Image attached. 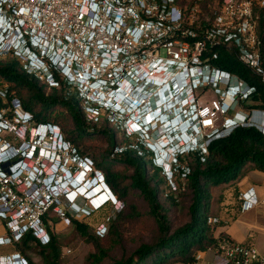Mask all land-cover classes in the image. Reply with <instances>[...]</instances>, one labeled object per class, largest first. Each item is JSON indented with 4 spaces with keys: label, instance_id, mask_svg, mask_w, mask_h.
<instances>
[{
    "label": "built area",
    "instance_id": "2783aa9c",
    "mask_svg": "<svg viewBox=\"0 0 264 264\" xmlns=\"http://www.w3.org/2000/svg\"><path fill=\"white\" fill-rule=\"evenodd\" d=\"M262 13L264 0H221L205 24L190 14L184 0H0V28L17 36L11 44L0 35V56H12L49 88H66L88 123H105L113 133L136 139L132 148L151 155L155 167L162 161L152 152L178 141L172 168L162 171L173 184L181 171L186 179L185 156L198 154L204 161L213 141L241 127H255L264 135V110L243 106L256 87L218 64L223 51L264 86ZM4 110L0 220L6 234L0 247L29 232L47 244L42 216L54 205L59 213L60 198L46 195L40 178L21 172L23 158L7 156L20 152L27 131L19 128L16 109L15 120L5 118ZM2 132H15L20 143L5 140ZM69 151L77 164L74 149ZM239 201L241 212L259 205L253 188ZM208 252L214 260L206 264H264V250L251 243L223 239ZM201 256L197 264H205ZM0 264L28 262L11 253L0 254Z\"/></svg>",
    "mask_w": 264,
    "mask_h": 264
},
{
    "label": "trees",
    "instance_id": "16d2710c",
    "mask_svg": "<svg viewBox=\"0 0 264 264\" xmlns=\"http://www.w3.org/2000/svg\"><path fill=\"white\" fill-rule=\"evenodd\" d=\"M261 26L264 27V13L261 17ZM220 54L218 64L222 69L237 74L256 87V92L243 106L264 110V86L234 57L223 51ZM2 85H5V91L1 94L10 104L14 100H19L25 111L33 113L34 120L38 124H53L58 127L60 125L69 142L73 144L72 148L77 157L91 159L95 168L105 173L106 183L118 196L116 198L126 205V210L110 219L108 234L118 232L121 226L143 217V214L138 212V203L129 198V193L122 185L124 175L115 174L110 162L104 156L101 157L99 153L92 152L84 142L85 136L95 134L101 136L106 129L110 130L109 126L105 123H88L74 94L69 93L64 87L49 88L37 78L29 76L12 56L0 59V86ZM1 94L0 109H6L8 106L3 103ZM12 117L11 114L5 115V118ZM108 136L116 137L117 134H108ZM208 152L204 161L198 154H190L182 159V163L187 166L188 173L186 179L181 180L186 181V189L192 196L189 209L190 221L185 225L174 227L168 221L167 215L162 213L159 188L167 184V181L161 169L153 166L151 155L147 153L139 155L136 150L131 151L134 157H127L126 161L127 167L128 165L135 167L131 187L139 190L143 195L150 208L149 215L155 220L157 233L150 244L141 245L129 257L113 264H197V256L200 253L216 249L223 239L230 240L222 233L217 234L220 223H209L210 219L219 218L213 212V192L235 183L239 179L240 171L244 168L264 173V135L255 127H241L233 131L231 135L213 141ZM145 158L149 159L153 169L151 174L148 172L146 174L143 169ZM181 174L178 178H181ZM179 188H182L181 185ZM169 199L174 201L173 197ZM55 207L54 205L49 208L42 216L49 236L48 243L42 244L40 239L29 232L19 242L11 245L14 250L10 253L21 254L28 264H34L27 255L31 252L37 253L45 264H58L61 248L59 238L52 232V228L54 223L59 222V218L50 216L54 214ZM64 213L77 234L87 244L95 247L99 255H93L91 259L93 258V261L99 264L106 257L101 246L103 239L96 236L81 219L72 217L68 212Z\"/></svg>",
    "mask_w": 264,
    "mask_h": 264
},
{
    "label": "rangeland",
    "instance_id": "374dc122",
    "mask_svg": "<svg viewBox=\"0 0 264 264\" xmlns=\"http://www.w3.org/2000/svg\"><path fill=\"white\" fill-rule=\"evenodd\" d=\"M184 1L185 4L188 5L190 14L195 19L205 24H208L214 18L215 13L218 11L221 4V0H211L208 2H205L203 0ZM0 59H4V57L0 56ZM4 91L5 85L0 86V94L2 92L4 93ZM1 96L3 98V103L8 106L4 110V113L11 114L13 116L12 118H8L9 120H15V113L13 109L17 107L14 106V102H11L10 104V102L5 98L4 95L1 94ZM18 109L20 110V108ZM18 116V112H16V117ZM23 127V129L27 131L26 140H33L35 137L34 131H28L33 126L29 127V124H27ZM19 128L22 129L21 126H19ZM60 128L62 137L67 142H69V139L64 133L61 126ZM15 134V132H2L1 137H4L7 141L15 142L16 144H18L20 142L18 141L17 143V140L14 138V136H16ZM117 135L121 136L120 133H118ZM102 136L103 135L99 136L97 134L93 136H85L84 142L86 143V146L91 149L92 152L95 151L96 153H99L101 157L104 156L110 162V166L113 167L112 170L115 174L124 175L122 185L129 193V198L135 200V202L138 203V212L143 214V217L138 218L137 220H133V222H128L123 227L121 226L120 231L118 232L114 231L111 234H108L110 219L116 217L121 211L126 210L125 203L121 201L120 208H117L115 205L107 204L96 211H93L91 208L80 210L82 206L81 204L83 203L82 201L81 203L70 205L68 200L64 199L65 197H62L59 200L60 204L58 205V209L60 210V212L58 213L57 211H55L54 214L50 215L52 217L55 216L59 218V222L54 223L52 228V232L59 238V244L61 248V257L58 261V264H97L95 263V261H93V258L91 259V257L93 255H99L92 244H87L81 238V236L77 234L68 219L62 220V214L64 212H68L72 217L76 219H81L92 229L93 233L96 236L103 239L101 246L103 251H105L106 257H104L99 264H113L116 261L129 257L141 245L150 244L152 242V239L155 237V234L157 233V226L155 224V220L149 215L150 208L146 203L143 195L139 190L131 187L132 177L134 175L133 169L127 167L123 163L116 162L113 159L111 149H109L106 140L102 138ZM71 162L72 160L70 161V163ZM76 166L77 165L73 163L71 170H73ZM101 173L105 176L104 172ZM151 173L152 167L149 163L148 174ZM263 178L264 174H258V171L244 168L240 171L239 179L237 180V182L239 183L241 180L244 179L247 181V186H250L252 184H258L256 186L263 187L261 186L262 182H258ZM181 179L182 178L175 177L173 184H171L166 179L167 184H164L159 188L160 203L163 207L162 213H165L167 215L168 221L174 227L185 225L190 221L189 209L191 206L192 196L190 191L186 189V181H182ZM179 185H181L182 188H179ZM232 187L233 186L228 185L219 188L215 192H213V212L215 215L219 216L222 221H225L228 224L238 219L239 224L237 226L241 230H246L247 234L251 235V244L260 250V244L257 241V237L260 231L256 228L264 226V215L262 212H259L257 210H250L248 212H243L245 214H242L240 209L242 203L240 201H236L235 194L232 196V193H235L234 188ZM112 192L118 198V196L113 190ZM169 197H173L174 201H171ZM174 202L176 204H173ZM3 225V221L0 220V229ZM227 227V225L220 224L217 229V234H220L222 231L226 230ZM13 250L14 249L12 246L0 247V254H11L10 252H12ZM27 255L28 258L31 259L34 264H45L37 253L31 252Z\"/></svg>",
    "mask_w": 264,
    "mask_h": 264
},
{
    "label": "clouds",
    "instance_id": "9594fccd",
    "mask_svg": "<svg viewBox=\"0 0 264 264\" xmlns=\"http://www.w3.org/2000/svg\"><path fill=\"white\" fill-rule=\"evenodd\" d=\"M0 35H1V38H3L6 35L5 38H7V40H10L11 44H14L17 40V36L14 35L12 31L7 34L6 31H3V28H0ZM30 47L31 49L34 50V47L32 45ZM13 102H14V106L17 107L15 109L18 112V115H19L18 117L20 118V121L24 123V125H27L29 121L31 120V115L29 113H25V110L22 108L23 106L19 100H14ZM18 108H20V110ZM20 113L23 114V116H21ZM59 132H60V129L56 125L39 124L36 130H34V135L37 136L35 137L34 140L35 141L38 140V137H39V140L37 141V145L32 146V144L27 143L25 146L22 147L19 153H15L14 150H11L7 153V156L12 157V159H17L19 157L23 158L24 168H22L21 172L32 173L31 174L32 177L36 176L37 178L41 179V184L42 182L47 183V180H48L47 175L45 176L37 175V172L35 171V169H33L34 166L39 167V162L48 163L49 159L45 155L46 151L51 152L53 155L58 154L56 164L60 163L62 167H67L71 169L74 163L73 160H75L74 154L71 151H69V149H71L70 143L67 142L62 137V134L60 135L61 136L60 141L57 143ZM61 140H64V143ZM170 144L168 148L164 151L156 150V152H152L155 158H158L162 161V167H159L161 171H168L172 168V165H173L172 159L175 155V151L177 149L176 145L178 144V141L175 143L171 142ZM1 149L2 147H0V150ZM28 151H30L31 154L32 153L36 154V158L33 161L28 160L27 158ZM21 153H23L24 155H21ZM71 160L72 162L70 163ZM62 197L64 198V194L60 193L59 198L61 199Z\"/></svg>",
    "mask_w": 264,
    "mask_h": 264
},
{
    "label": "crops",
    "instance_id": "0c3cea01",
    "mask_svg": "<svg viewBox=\"0 0 264 264\" xmlns=\"http://www.w3.org/2000/svg\"><path fill=\"white\" fill-rule=\"evenodd\" d=\"M258 174H264V173L258 172ZM258 182H262L261 186L264 187V178ZM246 183H247V181L243 179L239 183L236 181L235 183L229 185V186H233L232 188H234L235 193H232V196L235 194L236 195V201H239V197L242 193L253 188L255 190V194H256L257 199L259 201V205L256 206L252 210H257L259 212H262L264 215V188L256 186L258 184H255V185L252 184L250 186H247ZM241 213L245 214L243 212H241ZM218 219L220 220L221 225L223 224V225L228 226L227 229L222 231L221 233L224 234L225 236L229 237V239L231 241H233L235 243H239V244H244L247 242L251 243L250 242L251 235L247 234L246 230H241L237 226L239 224L238 219H236L235 221H233L232 223H229V224L225 221H222V219L220 217ZM256 229H258L260 231V233L257 237V241L260 244L259 248H260V250H264V226L263 227H257ZM5 234H6V230H5L4 226H2V228L0 229V237L4 236ZM201 257H202V260L205 264L211 263L214 260V254L212 252L202 253Z\"/></svg>",
    "mask_w": 264,
    "mask_h": 264
},
{
    "label": "flooded vegetation",
    "instance_id": "af4514ba",
    "mask_svg": "<svg viewBox=\"0 0 264 264\" xmlns=\"http://www.w3.org/2000/svg\"><path fill=\"white\" fill-rule=\"evenodd\" d=\"M41 108V107H40ZM25 113H29L31 115V120L29 121V127L30 126H33L32 128H30L28 131L31 132V130H36V128L38 127V123L34 120V117H33V113L31 111H25ZM60 128V126H59ZM61 130V128H60ZM108 134H113V132L109 129H106L104 131V134L102 136V138H104L106 140V143L109 147V149H111V153H112V156H113V159L116 161V162H120V163H123L126 165V161H127V157H134V154L131 153L132 150H134L132 148L133 144L136 142V139H132V138H126V137H121V136H116V137H109ZM70 146H72V144L70 143ZM116 155V157H115ZM128 155V156H127ZM147 159V160H146ZM143 164H144V167L143 169L145 170L146 174L148 172V166H149V159L148 158H145L143 160ZM128 167L132 168L133 171L135 172V167L134 166H129ZM152 172H153V169H152ZM106 176H104L105 178ZM106 180V178H105ZM109 186V185H108Z\"/></svg>",
    "mask_w": 264,
    "mask_h": 264
},
{
    "label": "bare ground",
    "instance_id": "6f19581e",
    "mask_svg": "<svg viewBox=\"0 0 264 264\" xmlns=\"http://www.w3.org/2000/svg\"><path fill=\"white\" fill-rule=\"evenodd\" d=\"M166 142H168V140H165V141H164V143H166ZM71 198H72V196H71ZM105 200H106V199H105ZM103 201H104V198H103V199H97V200L95 201V204L98 206V205L102 204Z\"/></svg>",
    "mask_w": 264,
    "mask_h": 264
}]
</instances>
